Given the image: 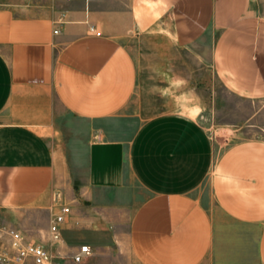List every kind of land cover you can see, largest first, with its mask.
<instances>
[{"label":"crops","instance_id":"obj_1","mask_svg":"<svg viewBox=\"0 0 264 264\" xmlns=\"http://www.w3.org/2000/svg\"><path fill=\"white\" fill-rule=\"evenodd\" d=\"M263 119L264 0H0V222L55 264H264Z\"/></svg>","mask_w":264,"mask_h":264},{"label":"built area","instance_id":"obj_2","mask_svg":"<svg viewBox=\"0 0 264 264\" xmlns=\"http://www.w3.org/2000/svg\"><path fill=\"white\" fill-rule=\"evenodd\" d=\"M68 213L69 207L60 204L52 215L48 228L51 242L55 243L61 240L60 226ZM87 254H89V247L84 244L78 247L71 258L74 262H80ZM55 257L56 255L43 245L27 240L20 231L0 222V264H55Z\"/></svg>","mask_w":264,"mask_h":264},{"label":"rangeland","instance_id":"obj_3","mask_svg":"<svg viewBox=\"0 0 264 264\" xmlns=\"http://www.w3.org/2000/svg\"><path fill=\"white\" fill-rule=\"evenodd\" d=\"M215 94L218 96V100H221L222 97L226 100L225 103L222 102H216L215 108L214 109V125L211 129L212 131V135L214 137H218L216 131L223 126L224 127H228L226 126L225 123H238L241 121V115L245 114L246 112L249 111L250 109V105L249 104H245V103H239L237 102V100H235L234 98L228 96L227 94H225L221 88L217 87L216 88V92ZM211 105V104H210ZM223 106V107H222ZM263 123H264V119H263ZM218 125V126H216ZM263 135L264 132L262 131Z\"/></svg>","mask_w":264,"mask_h":264}]
</instances>
